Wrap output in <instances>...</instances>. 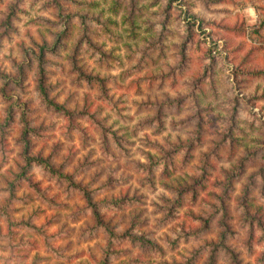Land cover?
Here are the masks:
<instances>
[{
	"label": "rangeland",
	"instance_id": "1",
	"mask_svg": "<svg viewBox=\"0 0 264 264\" xmlns=\"http://www.w3.org/2000/svg\"><path fill=\"white\" fill-rule=\"evenodd\" d=\"M0 264H264V0H0Z\"/></svg>",
	"mask_w": 264,
	"mask_h": 264
},
{
	"label": "trees",
	"instance_id": "2",
	"mask_svg": "<svg viewBox=\"0 0 264 264\" xmlns=\"http://www.w3.org/2000/svg\"><path fill=\"white\" fill-rule=\"evenodd\" d=\"M65 29H63L62 30V32L61 33H59L60 34V36H63L64 35V31ZM27 161H28V163H31V162H33V161H38V162H40V163H46V160L45 159H42V158H38V157H30V156H27V159H26ZM48 168H50L49 167V165H47V163L45 164ZM87 201H89V202H92V201H90V199H89V197L87 196ZM92 204V203H91ZM97 212V211H96ZM97 215H99V213H97ZM98 217H100V216H98ZM101 222V221H100Z\"/></svg>",
	"mask_w": 264,
	"mask_h": 264
}]
</instances>
